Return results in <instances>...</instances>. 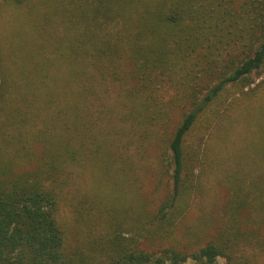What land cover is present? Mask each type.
Wrapping results in <instances>:
<instances>
[{"label":"trees","instance_id":"16d2710c","mask_svg":"<svg viewBox=\"0 0 264 264\" xmlns=\"http://www.w3.org/2000/svg\"><path fill=\"white\" fill-rule=\"evenodd\" d=\"M17 2L38 31L16 72L0 64V264H264V123L217 176L214 231L174 237L218 166L209 139L255 101L264 115V0ZM117 120L158 149L155 208L66 198L87 160L120 156Z\"/></svg>","mask_w":264,"mask_h":264},{"label":"rangeland","instance_id":"374dc122","mask_svg":"<svg viewBox=\"0 0 264 264\" xmlns=\"http://www.w3.org/2000/svg\"><path fill=\"white\" fill-rule=\"evenodd\" d=\"M38 2L39 0H31V3L38 4ZM48 2L50 4L46 7L52 9L58 0H46V4ZM32 17L26 7L17 0H0V64L13 68L15 72L16 67L30 58L29 55L33 52V41L38 29ZM38 17L40 21L44 20L43 16ZM45 25H47L46 21ZM38 37L41 38V33ZM122 90L123 87L119 84L115 85L111 92L119 93ZM254 104V107L252 106L250 111L244 114L240 113V110L235 111L233 120L209 139L213 162L218 166L205 170L203 178L205 191L203 195L193 199L186 215L175 230V238L187 241L188 230L194 229L205 240L214 231V220L215 222L218 220L226 194L224 182L217 179L219 172L226 167L229 168L233 160L241 159L246 154L253 159L256 152L253 144L260 137L264 115L259 109H254L261 107L259 102L255 101ZM114 125L118 136L121 135L123 140V143L120 142V156L115 158V163L108 162V167L104 162L106 160L102 162L87 160L84 163L86 165L79 169L66 198L75 201L77 198H74V194L78 191L79 196L97 195L106 199L107 204H113L121 209L131 205L136 207L141 203H144L146 209L155 208L162 194V191H156L153 187L159 169L158 149L153 143L144 142L137 137L140 136L141 131L134 130L119 120ZM112 133L114 134L113 130ZM250 159H247V162ZM121 164L124 166L123 169ZM63 207L66 222L70 229H75L76 218L72 208L65 204ZM73 240L74 238L71 239ZM160 244L157 242L151 248L156 249ZM163 244L169 245L171 242ZM218 261L220 264H227L224 257H219ZM185 264H195V262L189 259Z\"/></svg>","mask_w":264,"mask_h":264}]
</instances>
